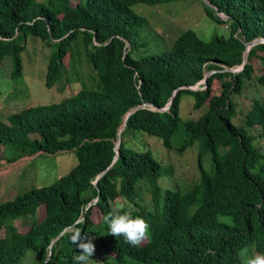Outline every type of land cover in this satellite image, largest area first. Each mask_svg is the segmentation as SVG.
I'll return each instance as SVG.
<instances>
[{
    "label": "trees",
    "instance_id": "16d2710c",
    "mask_svg": "<svg viewBox=\"0 0 264 264\" xmlns=\"http://www.w3.org/2000/svg\"><path fill=\"white\" fill-rule=\"evenodd\" d=\"M180 1L185 0H0V81L22 76L31 36L52 51L47 89L65 93L74 84L70 70L78 40L100 79L97 89L80 85L59 102L0 122V146L9 163L65 151L77 158L53 185L0 204V264H76L79 249L71 236L77 231L96 246L93 264H239L242 248L264 253V95L251 99L247 112L236 101L256 76L264 86V42L251 48L242 71H232L243 65L247 45L264 39V0H200L211 21L227 25V34L204 41L189 29L155 52L141 38L153 37L155 30L134 7ZM80 54L76 50L74 56ZM199 83L203 89L193 90ZM185 97L194 111L205 110L198 119L181 117ZM181 127L186 138L177 153L199 142L200 179L187 192L163 189L162 166L152 152L125 144L138 131L171 150ZM207 154L212 173L203 165ZM146 192L151 204L144 203ZM117 205L150 224L140 246L110 235L104 217ZM22 219L30 220L26 232L15 225ZM101 248L111 256L102 258Z\"/></svg>",
    "mask_w": 264,
    "mask_h": 264
},
{
    "label": "rangeland",
    "instance_id": "374dc122",
    "mask_svg": "<svg viewBox=\"0 0 264 264\" xmlns=\"http://www.w3.org/2000/svg\"><path fill=\"white\" fill-rule=\"evenodd\" d=\"M44 1V0H40ZM134 10L146 17L155 30V35L147 37L145 33L141 35L142 40L150 42L155 52L168 49L182 32L189 29L194 30L201 39L210 41L215 34H227V25H217L207 17L203 1L185 0L169 4L156 6H147L138 4ZM226 20L224 15H221ZM169 43L166 45L161 38ZM152 37V38H151ZM170 41V42H169ZM76 50H80V55H75ZM81 40L73 44L70 75L74 78V84L67 88V92L59 93L58 88L47 89L45 85V75L47 71L48 58L51 55V49L36 37H29L26 43V50L23 53V74L21 77L10 80L0 81V122L7 120L8 116L21 112L29 107L38 105H47L61 101L66 94H71L80 88V85L88 90L99 88V76L92 66L87 56L81 52ZM239 69V68H238ZM237 69V70H238ZM1 75L0 78H3ZM257 77V76H256ZM249 82L243 95L236 98L238 109L248 111V104L251 99L264 95V86L260 85L257 78ZM99 82V83H98ZM95 86V84H97ZM81 87V88H82ZM80 88V89H81ZM203 111L193 110V101L185 97L181 104V117L183 120L198 119ZM186 134L182 127L172 139V149L164 147L161 140L150 137L142 132H131L125 137L127 148L143 152L150 150L154 158L162 166V176L160 179L163 189L181 190L187 192L200 179L198 167L199 142L188 148L182 155L177 153L181 147ZM124 140V139H123ZM7 150L0 146V204L15 200L16 197L31 191L32 189L42 188L53 185L77 165V158L74 151H65L49 155H35L33 157L23 158L16 163H9L5 159ZM204 168L208 173L213 172V163L211 155L207 154L203 158ZM146 204H151L150 194H145ZM44 208H40L37 217L42 219ZM100 219L98 214L95 222ZM30 220H17L15 225L20 232H26L29 228ZM145 242V241H144ZM101 257L110 252L103 251ZM31 260V259H29ZM25 264H32L26 262ZM127 264H138L128 262Z\"/></svg>",
    "mask_w": 264,
    "mask_h": 264
},
{
    "label": "clouds",
    "instance_id": "9594fccd",
    "mask_svg": "<svg viewBox=\"0 0 264 264\" xmlns=\"http://www.w3.org/2000/svg\"><path fill=\"white\" fill-rule=\"evenodd\" d=\"M98 181V180H97ZM97 181L94 183L97 184ZM98 199L95 200L97 202ZM121 205L110 208L108 214L104 217L108 225L110 235L114 237H123L125 243L132 247L140 246L150 236V224L143 217H133L128 212L122 211ZM83 221L81 218L77 223ZM72 243L76 244L79 252L74 257L76 264H93L92 257L96 253V246L91 238L82 237L77 231L71 236ZM52 255L51 246L47 250V258ZM239 264H264V253H257L255 248L245 247L237 253ZM47 264V261H46Z\"/></svg>",
    "mask_w": 264,
    "mask_h": 264
},
{
    "label": "water",
    "instance_id": "95a60500",
    "mask_svg": "<svg viewBox=\"0 0 264 264\" xmlns=\"http://www.w3.org/2000/svg\"><path fill=\"white\" fill-rule=\"evenodd\" d=\"M262 42H264V39L255 40V41L249 43V44L247 45V50H246V52H245L243 65H242L238 70L236 69V70H232V71L235 72V73H238V72L242 71V70L244 69L245 65H246L247 62H248V55H249V52H250L251 48H252L253 46L259 44V43H262ZM214 73H215L214 71L209 72V73L206 75V77H205L203 83H206L207 80H208V78H209L212 74H214ZM199 86H200V83H199L194 89L191 88V87H187V88H190V89H193V90H200V89L202 90L203 88H202V87H199ZM176 93H177V91H176ZM176 93L174 94V97L172 98L171 102L169 103V106H168L167 108H165V109H162L163 111L168 110V109L170 108V106L173 104L174 99H175V97H176ZM145 106H146V105H142L141 107H138V108L132 110V111L128 114V116H127V118H126V121L129 119V117H130L134 112H136L137 110H139L140 108H143V107H145ZM125 127H126V122L121 126V128L119 129V132H118V140L116 141V144H115L116 155H115V158H114V162L117 160L118 156L120 155V145H121V143H119V139H120L121 134H122L123 130L125 129Z\"/></svg>",
    "mask_w": 264,
    "mask_h": 264
},
{
    "label": "bare ground",
    "instance_id": "6f19581e",
    "mask_svg": "<svg viewBox=\"0 0 264 264\" xmlns=\"http://www.w3.org/2000/svg\"><path fill=\"white\" fill-rule=\"evenodd\" d=\"M122 142V136L120 137V139H119V143H121Z\"/></svg>",
    "mask_w": 264,
    "mask_h": 264
}]
</instances>
